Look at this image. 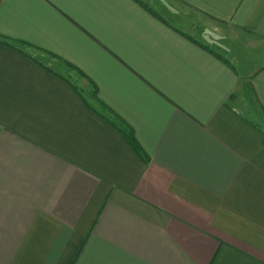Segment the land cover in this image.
I'll return each mask as SVG.
<instances>
[{
  "label": "crops",
  "instance_id": "1",
  "mask_svg": "<svg viewBox=\"0 0 264 264\" xmlns=\"http://www.w3.org/2000/svg\"><path fill=\"white\" fill-rule=\"evenodd\" d=\"M243 98L264 0H0V264H264Z\"/></svg>",
  "mask_w": 264,
  "mask_h": 264
},
{
  "label": "rangeland",
  "instance_id": "2",
  "mask_svg": "<svg viewBox=\"0 0 264 264\" xmlns=\"http://www.w3.org/2000/svg\"><path fill=\"white\" fill-rule=\"evenodd\" d=\"M235 105L238 106V110L240 113L246 116V118H249L253 123L258 124L264 131V119L263 122L259 121L260 114L258 113V110L253 107L252 102H249L247 99L243 98L242 103L235 102Z\"/></svg>",
  "mask_w": 264,
  "mask_h": 264
},
{
  "label": "trees",
  "instance_id": "3",
  "mask_svg": "<svg viewBox=\"0 0 264 264\" xmlns=\"http://www.w3.org/2000/svg\"><path fill=\"white\" fill-rule=\"evenodd\" d=\"M211 51V50H210ZM211 52H213V51H211ZM214 53V52H213ZM221 59L225 62V63H228L224 58H222L221 57ZM134 146V148H137L135 145H133Z\"/></svg>",
  "mask_w": 264,
  "mask_h": 264
}]
</instances>
